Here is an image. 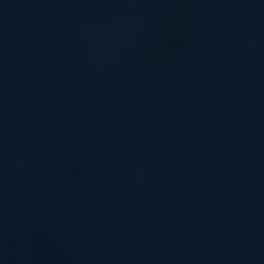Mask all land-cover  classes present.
<instances>
[{"label": "water", "instance_id": "1", "mask_svg": "<svg viewBox=\"0 0 264 264\" xmlns=\"http://www.w3.org/2000/svg\"><path fill=\"white\" fill-rule=\"evenodd\" d=\"M0 264H264V0H0Z\"/></svg>", "mask_w": 264, "mask_h": 264}]
</instances>
